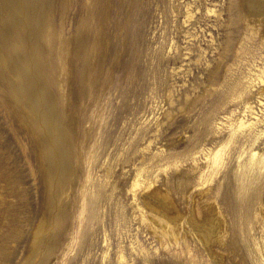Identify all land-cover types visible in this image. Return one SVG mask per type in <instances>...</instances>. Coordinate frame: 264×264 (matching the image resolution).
<instances>
[{"label": "rangeland", "instance_id": "1", "mask_svg": "<svg viewBox=\"0 0 264 264\" xmlns=\"http://www.w3.org/2000/svg\"><path fill=\"white\" fill-rule=\"evenodd\" d=\"M19 2L0 0V264H260L264 178L241 176L251 138L227 122L264 86L250 1ZM46 101L68 162L52 187Z\"/></svg>", "mask_w": 264, "mask_h": 264}, {"label": "bare ground", "instance_id": "2", "mask_svg": "<svg viewBox=\"0 0 264 264\" xmlns=\"http://www.w3.org/2000/svg\"><path fill=\"white\" fill-rule=\"evenodd\" d=\"M248 1H250L248 2L249 7L244 6L245 7L244 10L245 11L247 10L249 14H254L255 15L254 20L259 19L261 22L264 23V0H248ZM11 3H12L14 10H17V11L20 10L19 3L21 2H19V0H11ZM39 17H38L39 26L37 27L38 32H40V30L42 31V28H43L42 27L43 22H41L43 21L41 19L43 15L42 17H40V19ZM263 38H264V31L262 33V39ZM31 46H32L31 52L32 54H34L35 60H37L39 56L42 55L41 42L38 40H35L34 42L31 43ZM21 63H22V67L24 68L26 64H24L23 58H22V61L19 63V66L21 65ZM248 70H251V69L248 68ZM19 73L20 74L15 76L16 78L14 79L15 85H16V87H13L14 91L16 92L15 96L17 99L20 96V99L25 102V104L28 106L30 111H32L33 109L35 110L34 113L38 112V110L41 109V103H39V101L38 103H36L35 100L32 99V97L30 99V97L26 96L28 93L27 91L28 89L23 84L24 82H26L25 80L28 79V77L25 78V75L27 76V73L24 71L22 72L20 71ZM250 73L255 75V77H257V79L261 82V85L264 84V68L263 67H256L255 70ZM21 74L23 76H21ZM23 78H24V81H23ZM244 89L247 90L250 88L244 87ZM256 95H257V103L253 104L252 101H248V100L243 101V104H241L240 107L238 108L235 107L231 110L230 114L227 116V122H228V128H229V138L236 136L238 134L237 132L242 131V130L244 131H242L241 134H243L244 136L248 135L247 139L248 137L251 138L250 143H249L250 145L249 156H248V159L244 162V164L249 168L248 170H251V172L250 173L247 172V167H246V169H244L243 172L241 173V176L247 175V177H250L252 175V178L250 179L247 178V179L249 180L250 183L255 184L254 188L258 189L261 187L263 183V178H264L263 177L264 176V153L259 154L255 150L256 146H254V143H256L257 140H260V142H262L261 137L264 136V127L258 128V125H260V123H262V120H264V86L259 87L258 91L256 92ZM46 102L47 103L45 104V107L47 111L46 113H42V115L44 114L47 115L49 113V117L43 116V119L45 122V128L48 131V133L45 135L46 138H45V141L43 142V145L45 143V156L47 160L49 161V164L47 165V168H46V177H47L49 186L52 187L53 186V181H52L53 168L55 166L57 167L59 163L62 164L61 161H65V164L68 166V162H67V159H65L64 153L62 152L61 138L59 137V135H57L58 133L55 134L56 132L55 121H57L56 115H55L56 113L54 109L52 108V105H50V102L49 101H46ZM218 151L219 149L217 148L216 150H213L212 153L211 152L209 153L208 158H209V163L211 165L215 164L218 161V155H219ZM241 166H242V163H241ZM60 173L62 174V176H66V177L68 175V172H65V170ZM254 198L259 200L258 203H259L260 210H261L262 207L264 206V199L262 197H259L257 194L255 195V197L251 196L249 198V200L247 201V205H249L250 203L254 204V201H253ZM261 218L263 220L262 226L264 227V210L261 211ZM44 229H45V221L43 218H41L33 231L32 244H35L37 242V240L40 237V234L44 231ZM259 263L264 264V256L263 258H261V262Z\"/></svg>", "mask_w": 264, "mask_h": 264}]
</instances>
